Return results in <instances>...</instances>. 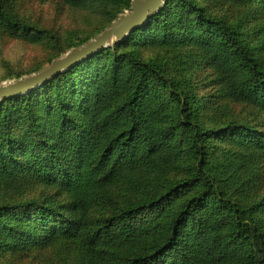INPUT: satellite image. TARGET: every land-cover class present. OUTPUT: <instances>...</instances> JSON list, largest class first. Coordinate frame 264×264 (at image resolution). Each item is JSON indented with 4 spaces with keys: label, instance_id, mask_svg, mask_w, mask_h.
I'll list each match as a JSON object with an SVG mask.
<instances>
[{
    "label": "trees",
    "instance_id": "16d2710c",
    "mask_svg": "<svg viewBox=\"0 0 264 264\" xmlns=\"http://www.w3.org/2000/svg\"><path fill=\"white\" fill-rule=\"evenodd\" d=\"M108 1L112 16L95 37L132 9L133 0ZM98 4L103 8V0ZM0 16L9 29L31 34L32 26L1 0ZM49 33L44 48L54 43ZM199 36L224 92L249 101L241 107L264 110L263 48L257 51L239 25L201 0H167L125 40L0 101L6 191L16 193L10 182L21 175V183L26 178L41 189L40 199L19 201L18 212L0 215V242L73 241L82 247L83 264H264V198L252 191L246 202L240 192L246 179L236 183L210 142L226 131L247 132L248 142L264 147V131L236 119L209 128L200 99L183 100L179 91H186L166 71L169 54Z\"/></svg>",
    "mask_w": 264,
    "mask_h": 264
},
{
    "label": "rangeland",
    "instance_id": "374dc122",
    "mask_svg": "<svg viewBox=\"0 0 264 264\" xmlns=\"http://www.w3.org/2000/svg\"><path fill=\"white\" fill-rule=\"evenodd\" d=\"M1 1L3 9L31 25L33 30L31 34L15 32L5 25L0 16V83L28 75L52 61L57 54L64 55L82 40L93 39L96 30L110 20L112 15L109 9H112L113 3L103 0V8H100L98 0H88L79 6L65 0ZM201 1L210 12L214 11L215 16L223 18L231 26L239 25L248 43L258 45L257 51L263 48L260 59L264 64V0ZM60 7L64 8L63 12L58 11ZM66 26H70L69 31ZM36 29L43 32L36 33ZM45 31L50 32V41L54 43L44 48L42 36ZM55 37L60 39L58 43ZM206 53L204 40L199 36L185 45L177 46L174 53L169 54L172 64L166 71L169 77H176L180 88L186 91V95L179 91L183 100L193 96L200 99L204 114L202 118L209 128L222 127L230 119H236L264 131V110L260 107H241L242 102L246 104L249 101H236L230 97V93H225L221 73L204 57ZM238 133L226 131L217 137L210 136L212 149L217 157L229 164L236 183L246 179L240 185L246 202L252 191H256L258 200H261L264 198V147L256 141L248 142L247 132ZM21 176L10 182L17 189L14 195L6 191L8 183L0 177L1 217L9 216V208L18 212L19 201L41 198V189L30 184L26 178L21 183ZM32 206L30 201L28 207ZM56 240L54 237L49 241L31 239L28 244H20L17 240L9 241L10 244L0 242V264H83L79 244L70 241L64 246L63 242ZM262 241L261 237L257 238V248ZM237 261L246 262L241 258Z\"/></svg>",
    "mask_w": 264,
    "mask_h": 264
},
{
    "label": "water",
    "instance_id": "95a60500",
    "mask_svg": "<svg viewBox=\"0 0 264 264\" xmlns=\"http://www.w3.org/2000/svg\"><path fill=\"white\" fill-rule=\"evenodd\" d=\"M166 1L133 0L131 11L120 14L109 27L86 44L72 48L66 54L55 58L50 65L40 71L0 83V101L21 97L54 76L70 69L77 62L80 63V61L92 56L90 54L109 47L117 41L125 40L133 30L147 22L152 14L161 12Z\"/></svg>",
    "mask_w": 264,
    "mask_h": 264
}]
</instances>
